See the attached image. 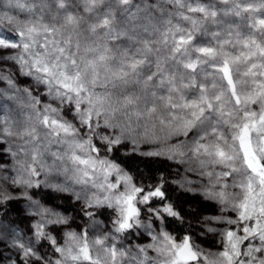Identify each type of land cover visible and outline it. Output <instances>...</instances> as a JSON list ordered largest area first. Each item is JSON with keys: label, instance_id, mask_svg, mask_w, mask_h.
<instances>
[{"label": "snow or ice", "instance_id": "6c2138e0", "mask_svg": "<svg viewBox=\"0 0 264 264\" xmlns=\"http://www.w3.org/2000/svg\"><path fill=\"white\" fill-rule=\"evenodd\" d=\"M19 2L20 0H17L18 6ZM53 2L56 9L65 11L61 13L54 9L49 0H37L36 7L40 12L38 18L16 22L20 42L0 38V48L23 50V55L17 59L22 69L27 68L26 75L34 76L38 82L46 84L49 94L61 103L71 105L80 124L90 130L98 127V121L103 117L105 126L121 127L122 132L134 131L133 123L136 127H144L146 137L148 122L154 121H158L168 130L165 139L173 135L187 137L189 132L195 131L190 148L193 156L212 157V164L230 169L229 172L221 173V177L231 173L242 176L238 183L233 184L242 190V198L238 203H234L233 207L239 210V222H253L251 225L244 223L240 229L243 235H237L236 231H227V244L222 252L203 253L194 249L187 236L177 243L170 235L162 233L161 237L153 236L156 243L149 245L158 257H162L156 260L155 264H189L192 261H200L201 264H264V80H234L233 68L230 67L240 62L247 64L250 58L257 55L264 58V18L257 20L253 15L264 12V0H257L256 3H242V0H209L206 5L193 3L192 0H140L139 3H133V0ZM218 4L226 7L218 8ZM81 7L83 12L89 14L87 17L78 11L67 10ZM45 10L49 16L47 21L43 15ZM189 13L200 15L192 16ZM244 13L249 15L245 18ZM218 16L236 17L240 18L241 22L247 20L251 23L226 21L218 19ZM174 18L186 22L191 27L174 23ZM4 19L13 23L12 17ZM161 25L164 27L161 28ZM206 25L223 26L210 34L217 38L223 32L228 37H235V42L225 38L219 42L218 47L192 45L196 32L203 29L205 34H208ZM241 27L255 29L259 36L249 33L242 38ZM101 29L103 31H100ZM153 36L156 38H152ZM169 37L172 39L171 45L168 43ZM121 40L124 43H117ZM228 44L233 47L240 44L248 51L241 52L239 56L231 55L224 51V45ZM192 52L200 53L201 56L192 59ZM205 64L216 67L223 73L219 79L226 80V86L217 83L215 79L210 84H198L195 76L187 77L186 83L185 73L179 71L182 66L183 69L195 73L198 66ZM258 67L264 69V59L260 64L252 62L243 71V76L264 77V70L259 73L253 71ZM235 71L241 70L235 68ZM210 75L205 72V79ZM0 79L7 77L0 74ZM9 83L11 84V81ZM249 84L254 87H246ZM238 85L242 86L240 90ZM98 88L103 91L98 92ZM188 88H197L198 95L195 98L186 97L183 89ZM251 104H258L259 112L252 110ZM52 113H56V116H52ZM35 119L37 124L48 129L45 136L61 137L60 142H68L64 138L75 137L78 131L73 123L59 117L57 109L50 106H45L42 113L36 112ZM94 119L97 121L95 124ZM218 125L227 126L231 130L230 133L226 135L218 130ZM151 126L155 128L156 124L152 123ZM209 127L215 139L211 143H201L207 139ZM19 135L21 138L30 137L31 141L28 142H32L39 138L40 133L36 124H32ZM103 139L109 145L120 142L119 137L115 140H109L107 137ZM72 143L82 152L86 148L97 151L90 139L84 142L74 140ZM37 155L38 150L34 149L33 163L37 162ZM57 159L63 161L64 157L57 156ZM68 159L76 166L75 171L80 173L76 178L77 183L87 184L89 181L85 178H91L97 165L106 171H115L118 180L124 182L127 190L107 200L108 207H116L118 210L117 232L139 224L140 211L134 201L146 204L152 197L164 196L157 187L139 197L137 201V194L144 190L133 186L131 178L121 174L115 164L94 159L87 153L82 157L74 150ZM203 163L204 161H201V164ZM80 165L85 167L81 168ZM29 167V175H37L36 169L31 165ZM89 169L92 170L91 173ZM64 171H68L67 167ZM13 183L28 187L33 184L32 180L22 178L13 180ZM108 187L116 188L118 184H109ZM208 195L210 198H218L221 203L226 202L223 191L209 192ZM96 203L100 205L103 202L97 200ZM88 206H92L91 202ZM149 211L159 215L155 209ZM162 211L179 218L171 206H165ZM227 223L238 221L229 219ZM37 234L44 235L39 225ZM69 240L73 241L74 245L67 249L57 247L56 251L73 261L116 264L118 256H125L123 251L105 246L97 249L94 258L90 254L86 239L70 233ZM257 240L259 244L253 243ZM244 241L249 243L241 251L240 246ZM52 243L55 244V241ZM92 243L103 245L104 240L97 239ZM101 252L105 254L103 261ZM140 253L144 254L142 259L132 256L131 261H134V264H147L149 257L146 249L141 248ZM31 254L30 249H25V256ZM56 264L63 262L58 260Z\"/></svg>", "mask_w": 264, "mask_h": 264}, {"label": "rangeland", "instance_id": "374dc122", "mask_svg": "<svg viewBox=\"0 0 264 264\" xmlns=\"http://www.w3.org/2000/svg\"><path fill=\"white\" fill-rule=\"evenodd\" d=\"M140 0H133V3H139ZM193 3L207 4L209 0H192ZM257 0H242V3H256ZM49 3L56 9L53 0ZM37 0H20L19 6L17 0H0V38L8 41L20 42V36L16 31L17 21L35 20L40 15L39 9L36 7ZM171 7V6H169ZM218 8H224L225 5L218 4ZM31 9V11H29ZM61 13L65 10L56 9ZM69 11H78L80 14L87 17L89 14L80 9H67ZM45 21L49 19L48 12H44ZM192 16H199V13H189ZM249 13H244L246 18ZM257 20L264 18V12L253 14ZM6 17H12L13 23H8ZM218 19L226 21L241 22L240 18L218 16ZM184 27H191L184 21H177ZM241 23H251V21H243ZM164 26L161 25V28ZM209 32L205 34L202 30L195 33L192 45L196 47L213 46L218 47L219 42L225 38L233 40L235 37H228L226 33L217 38H213L210 34L212 31L222 29L223 26L206 25ZM259 27V26H257ZM242 38L249 33H255L259 36V32L255 29L241 27ZM100 31H103L102 29ZM179 34H177V39ZM152 38H156L153 36ZM117 43H124L123 40ZM169 45L172 43L171 37L168 40ZM224 51L235 56H239L241 52H247L248 49L237 44L233 47L231 44L224 45ZM23 55L21 48H0V74L7 79H0V206L9 203H18V213L7 214L0 212V264H56L58 260L63 264H91V261H73L70 257L62 256L56 251L57 247L67 249L70 245H74L73 241L69 240V234H75L77 237L86 239L89 244L90 254L95 258L97 249L105 246L115 247L118 251H123V258L117 257L116 264H134L131 261L132 256L143 258L140 253L141 248L146 249V254L149 257L147 264H155L156 260L162 259L158 257L153 248L149 247L156 243L153 236L161 237L162 233L170 235L177 243L182 242L184 237H189L190 243L194 249H199L203 253H218L224 250L227 244L225 233L227 231H236L237 235H243L240 229L244 223L251 225L253 222H239V210L234 209L233 204L238 203L242 198V190L240 187H234V183H238L242 176L238 173H231L228 176L221 177L223 172H229L230 169L224 168L219 164H212V157L201 155L193 156L190 148L192 140L195 137V131L189 132L188 136L173 135L165 139L167 129L159 124L158 121L148 122V135L145 136L144 127H136L133 123L134 131H123L121 127H107L104 125L103 117L98 121L99 126L90 130L87 126H83L79 122L72 106L61 101L49 94L46 84L38 82L34 76L26 75L27 68H21L17 57ZM201 56L200 53L192 52L191 58L195 59ZM262 59L257 55L249 59L247 64L240 62L237 65H230L233 68L234 80L240 78L242 80L256 81L264 80V77L259 75L255 77L243 76V71L252 63L260 64ZM243 60V58H241ZM217 63V62H210ZM235 68L241 71L236 72ZM264 69L259 67L253 69L259 73ZM180 72L186 75L185 82H188L187 77L195 76L197 83L210 84L213 79L217 83L227 84L226 80L221 81L219 78L223 73L219 72L216 67H211L205 64L197 67V71L192 73L191 70L179 67ZM205 72L211 74L205 79ZM11 81V84L9 83ZM242 86L238 85L240 90ZM246 87H254L247 85ZM98 92L103 89H97ZM183 92L188 98H195L198 95L197 88L183 89ZM230 95V93H229ZM38 102V103H36ZM235 101L233 100V104ZM34 105V106H33ZM45 106H50L57 109L59 117L73 123L77 128L75 137H66L68 142H60L61 137L45 136L48 129L36 123V112H43ZM250 108L259 112L258 104H251ZM179 112V110H175ZM56 116V113H52ZM93 123H97L94 119ZM155 123L156 127L152 128L151 124ZM32 124H36L37 130L40 133L39 138L31 141L30 137L19 135L25 128ZM218 130L223 131L226 135L230 133V129L224 125H218ZM11 132V134H8ZM103 137L109 140L120 138L118 144L109 145ZM92 146L97 151H91L86 148L84 152L76 149L72 141L84 142L89 140ZM211 134V128H208V136L201 143H211L214 140ZM118 148L124 154H134L143 158H151L153 160L165 161L169 166V186L175 189L176 192L182 193L187 197H198L205 202L211 210L208 213L201 215L200 230L194 229L191 226L187 231L179 232L168 225V217L176 220L181 219V212L178 217L170 216L164 213L162 209L165 206H171L170 203H164L160 207L153 205L149 206V202H157L161 197H152L146 204H140L136 201V207L140 211L139 224L123 232H117L118 225V210L116 207H108V198L114 197L127 189L122 180H118V174L115 171H106L97 165L95 172L92 173L88 183H77L76 178L80 173L75 171V167L68 159L71 152L74 150L78 155L84 157L87 153L94 159L107 160L115 164L124 174L131 178V184L139 187L142 184L141 180L131 174L126 168L121 166L110 156V150ZM38 150L37 162L33 163V150ZM110 149V150H109ZM161 153L160 155H149L148 153ZM184 154L181 155L180 153ZM57 156H63V161L58 160ZM201 161H204L201 164ZM36 169L37 175L30 176V167ZM68 171L65 172L64 168ZM83 168L85 166L80 165ZM90 173L92 172L89 169ZM211 173V175H209ZM105 176L107 180H105ZM22 178L30 179L33 184L31 187L27 185H16L13 180ZM219 179V183L217 180ZM166 181V177H159L154 182L147 184V190L137 194L139 197L147 192L154 191L157 187L163 192L162 184ZM95 183V186H93ZM109 184H118L116 188H109ZM63 188L65 190H57ZM151 188V189H150ZM223 191L226 196V202L221 203L218 198H210L209 192ZM35 193H38L35 195ZM49 193L55 198H63L67 203L73 206V210L62 206L48 204L41 198L42 194ZM97 200L103 203L97 205ZM91 202L92 206L88 204ZM160 202V201H159ZM113 204L115 201L113 200ZM155 209L159 212L149 211ZM231 219L238 223L228 224ZM62 220L61 223L55 221ZM40 226V231L43 236L37 234V226ZM211 229V231L209 230ZM97 239H103V245H94L92 242ZM55 241V244L52 241ZM249 241H244L241 245V251ZM253 243L259 244V241ZM25 249L31 250V255L25 256ZM104 253H100L103 261ZM260 255V254H257ZM189 264H201L200 261H192Z\"/></svg>", "mask_w": 264, "mask_h": 264}, {"label": "trees", "instance_id": "16d2710c", "mask_svg": "<svg viewBox=\"0 0 264 264\" xmlns=\"http://www.w3.org/2000/svg\"><path fill=\"white\" fill-rule=\"evenodd\" d=\"M109 156L126 168L131 174L141 180L140 188L147 190V184L154 182L159 177H166V181L162 184L164 196L157 202H149V206L160 207L164 203H170L172 209L181 212V219L178 221L172 217H168V225L179 232L187 231L189 228L200 230L201 215L208 213L211 208L198 197H187L182 193H178L169 186L167 177L169 166L165 161L153 160L151 158H143L134 154H124L120 149L113 148L110 150ZM151 189V188H150ZM38 193H35L37 195ZM39 196V195H37ZM40 197V196H39ZM41 198L48 204L66 207L73 210V206L69 205L63 198H55L49 193L42 194ZM155 206V207H156ZM18 203L9 202L0 206L1 213L14 214L18 213ZM14 212V213H13Z\"/></svg>", "mask_w": 264, "mask_h": 264}]
</instances>
